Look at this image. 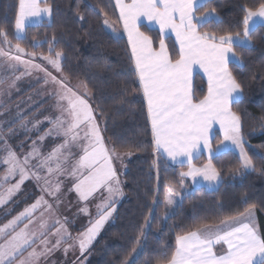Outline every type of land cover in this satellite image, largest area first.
Listing matches in <instances>:
<instances>
[{"label":"snow or ice","instance_id":"snow-or-ice-1","mask_svg":"<svg viewBox=\"0 0 264 264\" xmlns=\"http://www.w3.org/2000/svg\"><path fill=\"white\" fill-rule=\"evenodd\" d=\"M115 2L128 35L134 74L146 101L154 151L162 152L181 166H188V171L179 173L181 187L189 177L193 182L196 177H202L213 184L222 180L219 169L211 163L214 155L212 130L217 124L223 132V140L239 148L241 168L254 170L253 160L244 149L241 118L232 110V105L242 97L243 86L229 65L241 63L236 47H251V24L256 17L264 20V3L256 9H244L241 30L217 33L201 30L213 17L218 21L216 9L208 8L210 0ZM42 3L43 0H19L15 21L17 32L22 33L31 18L51 17V5L45 3L42 6ZM200 8L208 10L200 12ZM145 22L157 26L158 42L141 31ZM103 23L113 27L107 13ZM169 33H174L178 46L175 56L165 43L164 37ZM3 44L9 46L7 51ZM12 47L17 55L11 54ZM19 54H27L30 58L37 56L34 52L26 53L18 43L12 45L7 33L0 30V57L15 62L11 67L22 63L25 74H30V69L44 72V83L52 85L51 97L56 100L54 107L58 115L46 118L52 127L38 140H33L29 151L23 154H18L0 137V143H5L0 159V163L7 166L5 180L19 177L17 183L0 193V204L19 191L29 178L37 182L43 193L0 227V264H38L40 257L62 246L65 254L78 247L83 255L115 212L116 197L123 195L114 166V160L120 159V154L114 145L109 147L101 134L90 90L84 84L72 85L69 76L63 72L61 51L49 47L47 55L39 54L60 73L59 77L33 63L32 59L23 60ZM197 70L207 75V95L201 99H196L191 90V79ZM40 123L37 121L34 127L38 129ZM48 137H56L61 142L44 153L42 142ZM20 147L23 148V144ZM204 150H207L209 162L196 167L192 161ZM61 177L71 178L69 191H75L78 199L85 202L101 190L107 192V196L101 194L96 219L90 220V226L76 236L69 232L66 217L62 221L54 216L63 199ZM173 196L183 199L180 192L168 187L164 196L167 206L175 204ZM255 208V204L249 205L243 212L224 217L218 224L194 225L192 230L176 236L174 250L162 253L158 264H264V235L252 225ZM81 211L88 213V208ZM50 236L55 237L54 242ZM136 244H140L139 239ZM132 264H135L134 260Z\"/></svg>","mask_w":264,"mask_h":264},{"label":"trees","instance_id":"trees-1","mask_svg":"<svg viewBox=\"0 0 264 264\" xmlns=\"http://www.w3.org/2000/svg\"><path fill=\"white\" fill-rule=\"evenodd\" d=\"M52 7L48 23L28 28V38L39 35L43 45L56 41L64 50L61 67L72 83H83L91 92L95 115L102 135L118 153L130 152L133 159L123 172V198L90 249L87 264H158L162 253L175 248V238L200 223L218 224L229 215L255 204L261 235H264V27L254 29L252 46L236 47L241 63L229 67L243 86L242 97L232 105L241 118L244 148L255 169L244 172L233 151L216 155L211 163L219 169L222 183L216 190L181 188L179 173L187 166L159 159L154 151L146 101L134 74L131 52L124 36H116L104 25H119L113 0H47ZM264 0H210L218 21H209L202 31L223 33L242 29L244 9H256ZM19 0H0V30L14 25ZM208 8H200V12ZM83 17V19H81ZM154 41L160 33L142 28ZM175 56L177 47L167 39ZM193 95H207V83L194 77ZM220 143L215 134L213 147ZM206 162L201 157L194 162ZM186 182V186L190 183ZM168 187L183 196L173 214L168 213L164 196ZM143 232V235L140 233ZM140 244H136V240ZM135 247L136 251L133 252Z\"/></svg>","mask_w":264,"mask_h":264},{"label":"rangeland","instance_id":"rangeland-1","mask_svg":"<svg viewBox=\"0 0 264 264\" xmlns=\"http://www.w3.org/2000/svg\"><path fill=\"white\" fill-rule=\"evenodd\" d=\"M44 2L46 0H43ZM47 2V1H46ZM45 2V3H46ZM48 16H42L40 19L31 18L27 23L24 31L17 32L15 28V23L13 26L9 27L7 30L4 31L8 35V39L11 40L12 45L20 44L27 52H34L37 53L35 58H30L27 54H19L23 60L32 59L33 63L40 64L43 67L47 68L49 72L52 73L53 76H60V73L57 72L51 65L47 63V61L43 60L42 57L39 55L43 53L47 55L49 52V47L54 49L55 51H61L64 54V50L61 46H57L55 42L50 43V45H43V41H39V35H35L32 39L28 38V28L34 26H40L46 21L42 19H46ZM218 17V16H217ZM32 20V21H31ZM42 20V21H41ZM219 20V18H218ZM40 21V22H39ZM51 20L48 21V23ZM213 21V20H210ZM114 26V24H111ZM119 27V25H117ZM110 30L112 27H108ZM3 48L7 51L9 46L7 44L2 45ZM11 54L17 55L15 48H11ZM63 59V56L60 58V63ZM15 63L13 61H9L4 57H0V131L4 132L3 128L14 129L18 132L16 135L18 138L20 137V130H28L31 133V136L27 139H23L22 143L27 142L28 140H38V137L43 135L49 128L52 127L51 124L47 123V117H54L58 115L54 105L56 104V100L51 97L52 85L45 84L44 78L45 73L38 70V69H30V74H25V66L22 63H16L15 67H11L10 65ZM72 85H78L83 83H72ZM85 85V84H84ZM88 89V88H87ZM92 102V100H91ZM18 118L16 119V117ZM3 118L5 120H3ZM97 118V117H96ZM37 121H41L42 123L39 124V128L37 129L34 127ZM101 134H102V126L100 121L97 119ZM18 126V127H17ZM12 131V130H11ZM11 131L5 134L6 139H10L11 137L15 139V137L11 134ZM24 133V132H22ZM242 135V133H241ZM103 136V135H102ZM0 137L4 139V136L0 134ZM243 137V136H242ZM61 140L56 137H48L42 142L41 150L44 153H47L51 150V148L55 145L60 143ZM106 142V141H105ZM31 143L26 144L25 147H31ZM1 146V144H0ZM24 146V145H23ZM15 151V146H11ZM29 147V148H30ZM111 147V146H109ZM226 147H231L235 149L237 156L239 157V148L233 145L230 141H225L222 149ZM245 149V148H244ZM29 150H26L27 152ZM246 151V150H245ZM21 154V151L18 152ZM23 154V153H22ZM120 154V153H119ZM4 152L0 150V159H2ZM240 158V157H239ZM133 159V155H125L120 154V159L114 160V166L116 168L118 177L121 181L120 187L123 193V181L121 180L123 172L126 170L129 161ZM6 165L0 163V193L6 192L8 188H10L13 184L17 183L19 180L18 176L9 177L5 180L6 176ZM252 169L244 170V172H250ZM46 175V173H43ZM63 181V199L62 202L59 204L58 210L54 213V216L59 217L62 221L63 218H67V228L69 232L76 236L77 234L83 232L87 227L90 226L89 221L95 220L97 216V205L101 203V194L103 196H107V192L101 190L94 195V197L90 198L89 201L85 202L78 199V195L75 191H69L72 188L71 178H60ZM182 189L186 188V182L184 181ZM175 192L177 189L174 188ZM43 193L41 192L40 186L37 185V182L31 178L26 179L24 183L21 185L19 191L11 196V198L7 199L5 203L0 204V227L4 224L8 223L14 217H16L21 211L24 210L25 207L35 202ZM123 195L116 197V203L121 201ZM175 199V204L172 206H167L168 213L171 215L176 211L177 205L181 198L173 196ZM45 199H49V197H45ZM115 203V204H116ZM87 207L88 213H84L81 211L82 208ZM255 212L254 209V218ZM110 219V218H109ZM109 221V220H108ZM108 221L105 223L104 227L100 230V232L106 227ZM51 223V221H49ZM23 225L21 224L20 227ZM33 227L30 225V228ZM99 232V234H100ZM97 235V237L99 236ZM96 237V239H97ZM50 240L53 242L55 241L54 236L49 237ZM95 239V240H96ZM94 240V242H95ZM92 243V245L94 244ZM81 255L78 247L70 250L65 254L63 251L62 246L60 249H56L51 253L40 257L38 264H57L60 260L64 262V260L68 259L66 264H87L90 257V249ZM66 246V245H65ZM39 250V249H38ZM30 251V249H29ZM65 255H69L66 256ZM25 256H27V252H25ZM65 264V262L63 263Z\"/></svg>","mask_w":264,"mask_h":264},{"label":"crops","instance_id":"crops-1","mask_svg":"<svg viewBox=\"0 0 264 264\" xmlns=\"http://www.w3.org/2000/svg\"><path fill=\"white\" fill-rule=\"evenodd\" d=\"M46 1H47V0H46ZM46 1H45V2H46ZM113 1H114V4H115V8H116V11H117V15H118V23H119V27H118L117 25H114V26L112 27L111 31H112L116 36H124V37H125V39L127 40V44H128V46H129V50H130V52H131L130 44H129V42H128V35H127V32L124 30V28H123V24H122V21H121L120 18H119V12H120V9H119V7L116 5L115 0H113ZM45 2L43 1L42 6L45 4ZM125 2H126V3H130L131 0H125ZM46 4H48V3L46 2ZM216 16H217V15H216ZM40 18H41V17H39V19H40ZM51 18H52V14H51V17H47L46 19L44 18V19H42V20L48 22L49 20H51ZM36 19H37V18L34 17L33 20H36ZM42 20H41V21H42ZM211 20H213V21H217L216 17H213V19H211ZM31 21H32V20H31ZM39 22H40V21H39ZM259 26H263V27H264V20H261L259 17H256V18H254V22L251 24V27H252V29L254 30V29H256V28L259 27ZM142 28H146V29H149V30H156V31H158L157 26H155V25H148L147 22H145L144 24L141 25V31H144ZM144 32H145V31H144ZM158 32H159V31H158ZM164 39H165V43H166V44H167V41H166L167 39H172V40L174 41L176 47H178L177 44H176V42H175V36H174V33H169L166 37H164ZM251 46H252V43H251ZM245 48H249V47H245ZM196 75H201V76L203 77V79H204V80L206 81V83H207V75H206L205 73H203L202 70H197L196 72H194V74H193V76H192V79H191V90H192V93H193V86H194V77H195ZM17 118H18V116L16 117V119H17ZM3 120H5V119L3 118ZM17 127H18V126H17ZM16 129H17L16 127H15L14 129H9V128H6V129H5V128H3L4 132H3V131H2V132L0 131V134H2V135L4 136V139H3V140L6 141L7 145H9V146L14 145V146H15L14 148L16 149V151H18V152L21 151V154H22V153H24L26 150H29V149H30V148H29L30 146H28V148H27V147H25V145H26V144H29V145H30V143H31L30 140H28V141L25 142V143H22V140H23V139H27V138H29V137L31 136V133H30L28 130H22V129H21V130H20L21 132H20V135H19L20 137L18 138V136L16 135L17 133H15V132H18ZM11 130H12V131H11ZM10 131H11V134H12L13 136H14V135L16 136V137L14 136L15 139L12 138V137H11L10 139H6L5 134H7V133L10 132ZM22 132H24V133H22ZM216 133H218L219 136H220V143H219L215 148H214L213 145H212V150H213V153H214V155L212 156V158H213L214 156H216V155H220V154H223V153L228 152V151H233V152L236 153L235 149H233V148H231V147H226L225 149H222V147H223L225 141L223 140V132L220 130L218 124L215 125V126L213 127V130H212V135H213L214 138H215V134H216ZM214 138L212 139L211 144L213 143ZM0 144H1V146H0V150L3 151V149L5 148V143H0ZM21 144L24 145L23 148L20 147ZM236 154H237V153H236ZM156 155H157V157H158L159 159L166 160L167 162H169V163H171V164H173V165L181 166V164H179L178 162H176V161H172L170 158L166 157V155H164L162 152H161V153H157V152H156ZM201 157L206 158V162H205L204 164H207V163L209 162L207 150H204V151L199 155V158H198V159H194V160L192 161V163L194 164V162L197 161V160H199ZM204 164H202V165H204ZM202 165H199V166H196V165H195V166H196V167H201ZM183 166H187V164H185V165H183ZM187 168H188V166H187ZM187 171H188V169H187ZM185 180H186L187 182L190 183L189 186H186L187 188H188V187H193V188H201V187H202V188H206V189L211 190V191L218 189V188L220 187L221 183H222V180H221L218 184L209 183V182H207V181H204L202 177H196V182H193V180H192L191 177H189V178H185ZM117 204H118V203L115 204V208H116ZM255 216H256V218H254V220L252 221V225L254 226V228L256 229V231H257L259 234H261V230H260V225H259V219H258V214H257V212H255ZM245 222H248V221H245ZM224 247H226V245H225ZM217 250H220L219 246H217ZM65 256H66V258H67V256H69V255H65ZM67 261H68V259L64 260L65 264H66ZM64 262H62V261L60 260L57 264H63Z\"/></svg>","mask_w":264,"mask_h":264}]
</instances>
